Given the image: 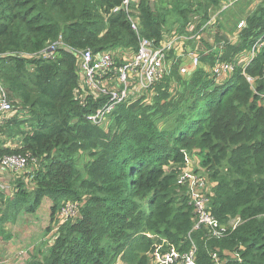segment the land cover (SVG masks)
<instances>
[{
    "label": "trees",
    "instance_id": "obj_1",
    "mask_svg": "<svg viewBox=\"0 0 264 264\" xmlns=\"http://www.w3.org/2000/svg\"><path fill=\"white\" fill-rule=\"evenodd\" d=\"M122 2L0 0V83L13 109L1 119L0 133L16 144L11 148L0 142V159L28 156L32 166L26 171L29 179L12 183L10 197L0 189V224L21 212L34 213L43 199L52 203L51 217L66 202L79 204L77 217L57 226L48 254L31 257L27 264H115L121 254L120 264H149L147 232L181 251L193 240L197 264H215L213 253L221 264H264V108L239 71L218 79L197 68L182 76L180 59L169 53L168 72L159 83L116 106L104 125L88 121L103 100L79 103L82 89L73 51L132 57L138 37ZM220 2L138 0L131 16L148 40L194 34L198 43L209 8ZM167 5L180 20L171 31L166 29ZM253 5L246 1L244 10L230 13L245 23L238 34L234 31L236 41L216 36L209 51L195 46L202 64L232 63L264 38V4ZM58 40L72 51L59 49L51 59L34 56ZM263 67L264 48L247 73L256 78ZM77 154L86 155L82 169ZM185 154L190 160L198 157L216 184L211 212L219 224L239 220L221 239L192 231L194 214L186 187L178 182ZM134 239L141 250L125 256Z\"/></svg>",
    "mask_w": 264,
    "mask_h": 264
},
{
    "label": "built area",
    "instance_id": "obj_2",
    "mask_svg": "<svg viewBox=\"0 0 264 264\" xmlns=\"http://www.w3.org/2000/svg\"><path fill=\"white\" fill-rule=\"evenodd\" d=\"M138 0H123L121 10L128 17L131 29L138 37V47L135 54L124 59V64L116 68V62L110 52L93 53L91 50L73 51L77 57L80 85L82 93L79 96V103L85 105L87 98L94 100H103L102 104L90 114L87 119L92 125L102 126L106 123L116 106L140 96L159 83L168 72L166 57L173 53L180 60L184 59V54H178L176 51L183 48V40L194 41L198 36L192 34L190 37H174L170 39L163 38L156 43L148 40L139 34V21L133 18L132 5L137 4ZM251 1L253 7L264 4V0H228L221 7L223 11L227 8L241 2ZM245 26L244 21L238 23L237 34ZM204 29H200L202 32ZM205 31V30H204ZM197 36V37H196ZM236 41V35L233 38ZM264 48V38L259 37L253 45L236 55L232 63L217 62L212 67H208L200 62L198 55H190V64H181L179 74L190 76L197 68L208 70L210 74L218 79L231 76L235 71L248 83L252 94L255 96L257 103L264 108V67L258 77H253L247 73L250 66H254V60L258 53ZM59 49H65L69 52L72 50L65 46L60 40L51 43L41 53L34 55L44 59H51ZM182 63V62H181ZM115 77L117 83L111 88H104L103 83L107 78ZM133 80L134 86L131 83ZM261 82L263 89L257 87ZM133 86V87H132ZM12 105L8 100L6 90L0 83V123L4 116L12 113ZM186 155V154H185ZM28 156L23 155H6L0 159V168L4 171L16 172L25 170L28 166ZM186 166L179 175L178 182L186 187L187 197L192 212L194 214L193 232L203 231L207 239H221L231 227L219 224L211 212V206L207 195V181L203 175L192 169V160L185 156ZM79 207L73 202L62 204L60 212V224L74 220L78 215ZM234 227V226H233ZM150 242L148 253H146L149 264H197L196 254L197 246L193 240H190V246L187 251H181L172 244L168 239L152 233L143 234ZM159 237L160 240H159ZM213 262L219 264L218 257L215 253L211 255Z\"/></svg>",
    "mask_w": 264,
    "mask_h": 264
},
{
    "label": "rangeland",
    "instance_id": "obj_3",
    "mask_svg": "<svg viewBox=\"0 0 264 264\" xmlns=\"http://www.w3.org/2000/svg\"><path fill=\"white\" fill-rule=\"evenodd\" d=\"M227 3L228 0H223L219 3L218 8H209L208 10V21L205 26L204 32H198L201 34V39L199 40V45L197 42L189 43V46L186 48L187 52H184V61L188 62L190 59V55L195 53V46H197L198 50H208V47L213 44L214 38L216 36H226L229 40H233L234 31L239 22L244 21L243 17L235 16L232 17L230 13L239 11V13L244 10V6L246 5L245 1H241L229 8L225 11L222 9V5ZM235 7V8H234ZM233 8V9H231ZM166 10V26L167 31H171L174 28H177L180 20L178 19V15L172 11L171 5H167L164 7ZM246 11V9H245ZM244 12L243 15H245ZM238 15V14H236ZM198 22L191 26V31L196 27ZM202 26V27H203ZM184 50V46H183ZM209 51V50H208ZM110 54L115 59L116 68L122 67L124 64L123 58L125 53H121L119 55H114V53L110 52ZM119 60L121 62H119ZM182 62V61H181ZM208 72V70H207ZM117 83L116 78L112 77L107 78V81L103 83L104 88H111ZM132 85L134 86V81L131 80ZM132 86V87H133ZM165 122H160L159 124H164ZM165 126H168L166 124ZM11 140V139H9ZM76 163L80 169H82L84 163L87 161L86 155L77 154L75 156ZM192 169L196 170L197 173L203 175L207 181V195L209 198L210 206L212 203L213 188H215L216 184L212 182L204 168L201 166L200 159L196 156H193L192 159ZM31 168V164L28 162V166L26 170L16 171L18 178L9 171H5L4 174L13 175V179L15 180L11 182H7L5 179L0 181V189L4 193L5 196L10 197L12 195V183L17 179L23 178L29 179V175L26 176V171L28 168ZM15 176V177H14ZM26 179V180H27ZM75 203V202H74ZM79 206L78 203H75ZM4 209V206H2ZM51 207L52 203L48 199H43L39 207L34 213H25L21 212L16 219L9 220L8 222L1 223L0 225V264H27L28 260L31 257L36 259H41L45 255L48 254V248L54 243V234L56 232L57 226L60 224V212L59 209L61 206L53 213V217H51ZM67 222V221H66ZM228 227L234 228L238 223V218L229 219ZM234 226V227H233ZM205 236V234L202 232ZM144 236V235H143ZM207 238V236H205ZM161 237H159L160 240ZM137 239L132 241V248H126L124 251L125 256L135 255L140 251V243L137 242ZM218 252V250H216ZM227 254V253H224ZM122 255V254H121ZM121 255L117 256L115 259V264H120L122 262ZM219 264H221L219 262Z\"/></svg>",
    "mask_w": 264,
    "mask_h": 264
},
{
    "label": "crops",
    "instance_id": "obj_4",
    "mask_svg": "<svg viewBox=\"0 0 264 264\" xmlns=\"http://www.w3.org/2000/svg\"><path fill=\"white\" fill-rule=\"evenodd\" d=\"M221 1H223V0H221ZM231 9H233V8H231ZM247 11H248V9H246L245 12H247ZM191 42H194V41H191ZM191 42H188L187 44H184L183 45L184 46V50L182 48V49H178L176 52L178 54H180V53L181 54L182 53L184 54L185 51L187 52L186 48L189 46V43H191ZM198 43H199V41H198ZM180 61H182L181 64H186V63H187L186 65H189L190 64V60H188V62H185L184 59L183 60H180ZM2 123H3L2 125H4V124H6L8 122L6 120V121H4ZM0 142H2L5 147H11L12 148V147H15L16 146V144L14 142L10 141L9 138H7L6 135H4L2 133H0ZM4 173H5V171L0 168V181H2V180L5 179L7 182H11V181L15 180V178H18V175L16 174V172H11L12 174H14L16 176V177L14 176L15 177L14 179H13V175H8V174H4Z\"/></svg>",
    "mask_w": 264,
    "mask_h": 264
}]
</instances>
